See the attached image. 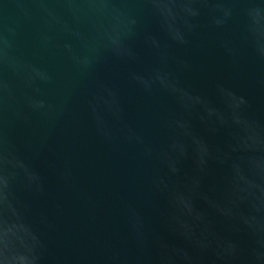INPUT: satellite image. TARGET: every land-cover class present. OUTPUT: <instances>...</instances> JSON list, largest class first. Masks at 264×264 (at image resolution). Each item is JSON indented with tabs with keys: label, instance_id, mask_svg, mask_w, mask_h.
Returning <instances> with one entry per match:
<instances>
[{
	"label": "water",
	"instance_id": "1",
	"mask_svg": "<svg viewBox=\"0 0 264 264\" xmlns=\"http://www.w3.org/2000/svg\"><path fill=\"white\" fill-rule=\"evenodd\" d=\"M0 264H264V0H0Z\"/></svg>",
	"mask_w": 264,
	"mask_h": 264
}]
</instances>
